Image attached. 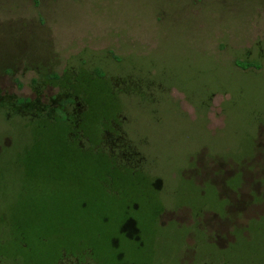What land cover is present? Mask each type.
Returning <instances> with one entry per match:
<instances>
[{
	"label": "rangeland",
	"instance_id": "374dc122",
	"mask_svg": "<svg viewBox=\"0 0 264 264\" xmlns=\"http://www.w3.org/2000/svg\"><path fill=\"white\" fill-rule=\"evenodd\" d=\"M130 203L155 262L264 264V0H0V264L106 262Z\"/></svg>",
	"mask_w": 264,
	"mask_h": 264
},
{
	"label": "flooded vegetation",
	"instance_id": "af4514ba",
	"mask_svg": "<svg viewBox=\"0 0 264 264\" xmlns=\"http://www.w3.org/2000/svg\"><path fill=\"white\" fill-rule=\"evenodd\" d=\"M53 98H56V100ZM9 99L13 100L11 105L12 109L16 112H24L29 116H36V114L41 113V115H50L52 117L54 116V109L59 105L57 99L60 100V97L58 95L51 97L50 104L56 106H53L54 108L49 107L51 112L48 111L49 108L37 104V101L31 97H21L18 99L10 97ZM64 109L66 111V107ZM130 205H133L132 208L136 210L137 215L128 214L123 225H120L119 228L123 234L122 239L119 241L116 239L112 241L113 254L110 253L112 256L105 257L106 262H101L100 259L94 258L96 253H94L92 249H82L79 243H58L55 252L51 256L46 255L44 258L41 254H38V249L34 251L27 250L28 254L25 262H27V264H162L154 260V243L156 237L153 234L154 231L149 227L150 224L148 219L138 212L140 204L135 205L130 203ZM130 208L131 206L127 207V213ZM161 210L162 209L158 212ZM188 254L189 256L178 264H198L195 259L196 256L192 253ZM102 259L104 260V258ZM201 264L207 263L204 262Z\"/></svg>",
	"mask_w": 264,
	"mask_h": 264
},
{
	"label": "trees",
	"instance_id": "16d2710c",
	"mask_svg": "<svg viewBox=\"0 0 264 264\" xmlns=\"http://www.w3.org/2000/svg\"><path fill=\"white\" fill-rule=\"evenodd\" d=\"M35 1L38 2V0H35ZM245 64H246L247 67H253V64H251L250 62H247ZM256 68H258V65H257Z\"/></svg>",
	"mask_w": 264,
	"mask_h": 264
}]
</instances>
